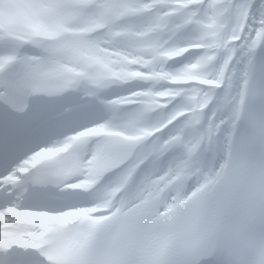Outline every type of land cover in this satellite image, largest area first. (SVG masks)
Segmentation results:
<instances>
[{
	"label": "snow or ice",
	"instance_id": "6c2138e0",
	"mask_svg": "<svg viewBox=\"0 0 264 264\" xmlns=\"http://www.w3.org/2000/svg\"><path fill=\"white\" fill-rule=\"evenodd\" d=\"M257 66L264 0H0V264H264Z\"/></svg>",
	"mask_w": 264,
	"mask_h": 264
},
{
	"label": "bare ground",
	"instance_id": "6f19581e",
	"mask_svg": "<svg viewBox=\"0 0 264 264\" xmlns=\"http://www.w3.org/2000/svg\"><path fill=\"white\" fill-rule=\"evenodd\" d=\"M255 69V68H254ZM254 69L253 71L251 72V75H250V80H249V85L251 83V80H252V77H253V72H254ZM234 70L236 72V77L233 78V81H232V93L233 94H236L238 93L239 91V88H240V84H241V79H240V74H241V71H242V66L237 64L234 66ZM58 100V103L63 106V107H71L72 103H73V100L71 98V96H67V97H59V98H56V101ZM15 222V221H14ZM13 222V223H14ZM11 225H5V227H10Z\"/></svg>",
	"mask_w": 264,
	"mask_h": 264
}]
</instances>
